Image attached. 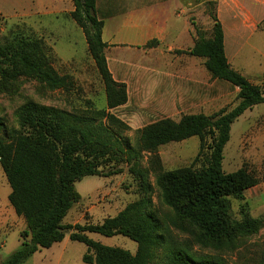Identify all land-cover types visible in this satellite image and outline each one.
I'll list each match as a JSON object with an SVG mask.
<instances>
[{"label":"trees","instance_id":"1","mask_svg":"<svg viewBox=\"0 0 264 264\" xmlns=\"http://www.w3.org/2000/svg\"><path fill=\"white\" fill-rule=\"evenodd\" d=\"M72 2L75 10L71 18L85 34L105 87L107 107L77 115L27 102L16 111L19 128L8 135L0 120V165L12 189L9 200L27 224L21 233L20 248L2 264H24L38 251L62 242L67 234L72 241L88 247L83 256L86 264H225L220 259L196 256L189 240L165 236L150 197L129 203L101 224H67L64 219L81 198L76 183L102 175L103 167L112 169L105 174L108 177L121 173L117 167L130 166L146 193L148 173L141 169L140 162L148 154V170L156 173L161 202L172 209L181 226L191 227L198 243L218 249L232 247L241 235L255 232L258 218L242 211L241 220L232 219L231 199L247 201L246 192L259 184V178L246 167L226 173L223 161L233 124L247 110L264 104V85L253 84L231 67L223 27L213 15L211 33L207 35L195 27L192 49L177 53L204 58L213 79L239 89L238 103L231 110L226 107L212 115L184 114L179 120L153 121L138 131L137 141L131 145L120 140L114 130L129 129L112 113L128 103L129 95L127 86L117 82L109 69L107 45L102 38L105 17L97 8L98 0ZM157 44L154 40L147 48ZM46 48L40 38L0 36V85L27 76L50 90L69 91L74 86L73 77L58 72ZM192 137L199 138L200 147L191 165L164 170L159 149ZM197 163H201L199 168L195 167ZM245 203L243 209L250 206L248 201ZM88 233L122 235L137 243V252L106 246ZM162 248L165 256L159 259L158 250Z\"/></svg>","mask_w":264,"mask_h":264},{"label":"crops","instance_id":"2","mask_svg":"<svg viewBox=\"0 0 264 264\" xmlns=\"http://www.w3.org/2000/svg\"><path fill=\"white\" fill-rule=\"evenodd\" d=\"M210 3L215 7L209 14ZM10 5L16 7L14 11L8 8ZM117 6L122 9L116 10ZM97 8L105 17L102 38L107 45L109 69L114 79L128 89L129 101L120 107L123 111L128 109L134 90L144 96L147 88L160 92L164 111L180 107L187 112L230 104L236 99L239 89L213 79L204 58L177 53L192 49L195 27L207 35L211 33L213 15L223 27L225 53L231 67L253 84L264 85V0H98ZM74 10L72 0H14V4L0 0V15L29 16L31 31L44 38L62 64L80 66L90 60L94 65L85 34L71 18ZM203 18H209L204 28L199 22ZM154 40L158 44L147 48ZM175 88L177 91L169 92ZM11 193L0 165V264L20 248L21 233L27 228L25 219L16 214L9 200ZM246 198L252 216H264V183L249 189ZM64 241L38 251L24 264H43L38 258L42 253L51 264L58 254L55 264H62L65 246L60 252L55 247Z\"/></svg>","mask_w":264,"mask_h":264},{"label":"rangeland","instance_id":"3","mask_svg":"<svg viewBox=\"0 0 264 264\" xmlns=\"http://www.w3.org/2000/svg\"><path fill=\"white\" fill-rule=\"evenodd\" d=\"M14 4V0H10ZM11 11L16 8L8 6ZM119 6L115 7L116 10ZM124 7V6H123ZM215 5H207L210 14ZM119 9H122L120 6ZM118 9V10H119ZM206 19V21H204ZM200 26L206 27L209 18L199 19ZM29 16L0 15V36L12 39L13 37L40 38L46 45L48 56L53 66L62 75L67 74L73 77L74 86L69 90H50L37 80L21 76L18 80L8 84L0 85V120L6 125L8 132L18 129L16 111L27 102H35L45 106L64 109L72 114L80 115L86 110L106 109V94L103 81L98 73L95 64L85 60L80 66L62 64L47 45L44 38L37 36L31 31ZM203 23V24H201ZM82 48H80V52ZM224 82V81H222ZM176 89V88H175ZM176 90H169L173 93ZM131 102L127 110L117 109L112 111L120 120L128 125L129 129L120 132L118 128L117 137L135 145L138 138V131L144 125L165 117L179 120L184 114L204 113L212 115L223 108L231 110L238 102L235 99L230 104H215L203 108L182 112L179 110L164 111L160 105V92L154 88H147L144 96L137 95V90L132 92ZM233 99V97H232ZM6 135V136H7ZM200 140L192 137L182 142L171 143L159 149L163 168L166 171L174 170L191 165L199 152ZM141 169L147 171V192L141 186V179L128 165H121V173L112 176L105 174L112 170L108 167L101 168L102 175L89 176L77 182L75 187L80 194V200L74 204L64 222L67 224H101L107 218L115 217L129 203L140 200L143 197H150L153 201V211L162 225V233L172 235L178 241H191L193 253L207 259H220L225 264H264V216L257 217L259 226L253 233L238 237L232 247L221 249L205 246L197 242L194 231L189 225L181 226L178 223L172 209L166 207L160 199L161 190L157 184L156 173L148 170L149 155L145 154L141 160ZM201 163L195 166L199 168ZM242 167L254 172L259 178V184L264 183V104L248 112L241 121H236L232 126L231 139L225 147L223 169L226 173H233ZM9 186V185H8ZM144 192V193H143ZM247 201L231 199V217L238 221L243 218L242 211L252 215L251 206L242 204ZM246 204V203H245ZM88 236L106 246L119 247L135 254L138 249L136 242L122 235L105 237L97 233H88ZM55 247L60 252L65 246L64 264H86L83 256L88 247L80 242L72 241L67 234L64 243ZM66 244V245H64ZM159 259L165 256V250H158ZM43 264H51L46 260L45 253L38 255ZM62 258V259H63ZM58 260V254L54 255L53 264ZM62 263V264H63ZM30 264V263H28Z\"/></svg>","mask_w":264,"mask_h":264}]
</instances>
